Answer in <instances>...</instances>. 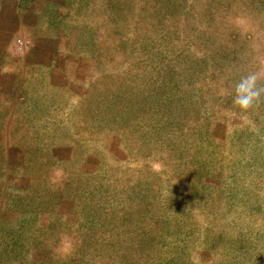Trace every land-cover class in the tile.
<instances>
[{
	"label": "rangeland",
	"instance_id": "obj_1",
	"mask_svg": "<svg viewBox=\"0 0 264 264\" xmlns=\"http://www.w3.org/2000/svg\"><path fill=\"white\" fill-rule=\"evenodd\" d=\"M41 3L0 56V264H264V103L231 96L264 0Z\"/></svg>",
	"mask_w": 264,
	"mask_h": 264
},
{
	"label": "crops",
	"instance_id": "obj_2",
	"mask_svg": "<svg viewBox=\"0 0 264 264\" xmlns=\"http://www.w3.org/2000/svg\"><path fill=\"white\" fill-rule=\"evenodd\" d=\"M37 1H41L42 3L40 5L44 6L48 4V1L52 0H32L34 4L31 0H0V56L3 54L2 51H5L7 43L13 42L17 35L20 36L23 34L28 25H31V21L25 18L26 21L22 22L21 17L25 15L21 14V12H39L40 8L35 5ZM42 10L48 11L47 15H44V24L48 27L53 26V21L49 16V14L52 13V9L49 8L47 10V8L44 7ZM28 62L29 64L34 63L31 59H29ZM18 70L19 69L10 70L12 72L5 73L4 80L9 81L20 78V76H15V72Z\"/></svg>",
	"mask_w": 264,
	"mask_h": 264
},
{
	"label": "clouds",
	"instance_id": "obj_3",
	"mask_svg": "<svg viewBox=\"0 0 264 264\" xmlns=\"http://www.w3.org/2000/svg\"><path fill=\"white\" fill-rule=\"evenodd\" d=\"M262 79L264 75L253 71L242 75L235 83L231 92L232 104L240 113L246 114L264 103V83H260Z\"/></svg>",
	"mask_w": 264,
	"mask_h": 264
}]
</instances>
